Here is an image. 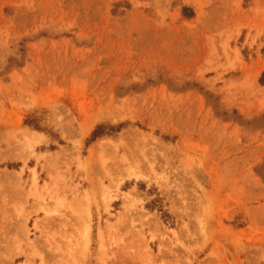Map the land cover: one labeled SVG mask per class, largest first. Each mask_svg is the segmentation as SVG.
Instances as JSON below:
<instances>
[{"label":"rangeland","instance_id":"1","mask_svg":"<svg viewBox=\"0 0 264 264\" xmlns=\"http://www.w3.org/2000/svg\"><path fill=\"white\" fill-rule=\"evenodd\" d=\"M262 79L264 0H0V264H264Z\"/></svg>","mask_w":264,"mask_h":264},{"label":"trees","instance_id":"2","mask_svg":"<svg viewBox=\"0 0 264 264\" xmlns=\"http://www.w3.org/2000/svg\"><path fill=\"white\" fill-rule=\"evenodd\" d=\"M184 11H185V13H186L187 8H185ZM262 80H263V83H264V79H262ZM107 134H109V133H108V132H105V131L103 130V126L100 125V126H98V127L95 129V131L93 132L92 140H95L96 138L101 137V136H104V135H107Z\"/></svg>","mask_w":264,"mask_h":264}]
</instances>
